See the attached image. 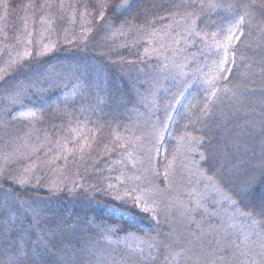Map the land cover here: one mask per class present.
I'll return each instance as SVG.
<instances>
[{"label": "snow or ice", "instance_id": "6c2138e0", "mask_svg": "<svg viewBox=\"0 0 264 264\" xmlns=\"http://www.w3.org/2000/svg\"><path fill=\"white\" fill-rule=\"evenodd\" d=\"M65 46L133 94L46 68ZM35 189L154 227L50 217ZM0 264H264V0H0Z\"/></svg>", "mask_w": 264, "mask_h": 264}, {"label": "trees", "instance_id": "16d2710c", "mask_svg": "<svg viewBox=\"0 0 264 264\" xmlns=\"http://www.w3.org/2000/svg\"><path fill=\"white\" fill-rule=\"evenodd\" d=\"M140 2L147 5L149 0H140ZM117 41H120L119 37L117 38ZM97 51L100 50L98 49ZM120 54L129 59H135V57H129L128 52L123 49H120ZM247 55L251 56L253 53L248 52ZM113 59H116V57H113ZM42 63L46 68L51 65L57 73L74 72L75 75L82 76V78L87 77L88 79L85 82H100L103 87L111 91L113 96L120 94L124 97H128L130 94H133V82L138 75L135 69L125 68L124 70H121L116 65H110L106 62L98 61L94 58L91 50L86 53L76 50L71 46L61 47L56 53L52 54L49 59L43 60ZM77 68H79L80 71H75ZM51 70L52 69L50 68L49 71ZM49 95L51 96V99L55 98L56 103H59L60 98L62 97V91L58 88H53ZM100 95L103 96V93H100ZM240 122L242 123L243 121L241 120ZM57 123L59 122L57 121ZM88 126L92 127L91 124ZM43 127L46 128L47 125H43ZM232 127L233 125L231 124L227 125L228 129H231ZM226 134V131L220 132L222 137ZM27 195L32 198L35 196L41 198L49 195V193L44 189H35L29 191ZM103 202L104 204L98 206L91 204L87 208L83 209L82 213H85V216H97L99 219L107 220L109 223L118 222L126 229V231L122 232L126 233L135 232L143 235L142 232H137L136 229L143 228L145 231H151L146 230V228L149 227L151 229L154 227V225H150L147 222L140 224L139 221L142 217L134 215V210L129 209L127 206L120 205L119 203L112 201ZM60 209L64 212L62 207L57 210ZM59 213L54 211L53 217L59 216ZM71 219L74 220L73 216H71Z\"/></svg>", "mask_w": 264, "mask_h": 264}, {"label": "rangeland", "instance_id": "374dc122", "mask_svg": "<svg viewBox=\"0 0 264 264\" xmlns=\"http://www.w3.org/2000/svg\"><path fill=\"white\" fill-rule=\"evenodd\" d=\"M17 2H20V0H17ZM98 40H99V38H98ZM50 102H56L55 98H52ZM141 111H143V109H141ZM33 198L42 207H45L46 209L50 210L48 212V215L50 217H53V212L55 211L57 213L60 212L58 214L60 217L57 216L56 218H64V217L73 216V219L75 217L76 218L79 217L81 221H83V219L85 218V213L84 214L82 213L83 209L87 208L91 204L92 205L94 204L96 206L104 204L103 201H100L101 204L99 202H96V201L89 203L86 199H84L83 196H81L79 200H75V201L69 200L66 197H64L63 195H55V196L47 195V196H43L41 198H38L35 196ZM116 203H118V202H116ZM120 205H122V204H120ZM61 207L64 209V212H62V209L57 210ZM65 212H67V213H65ZM176 226H177V228H179L180 224L177 223ZM84 227L87 228V225H84ZM146 230H151V229L148 227V228H146ZM161 231L167 232L168 227H166V226L162 227ZM151 234L155 235V233H153V232ZM126 235H127L126 232L119 233V237H121V238L126 236ZM136 235L141 236V237L143 236L142 234H139V233H136ZM112 239L115 240V239H117V237H113ZM121 247H123V244H121ZM104 250H105V252H111L113 255H115L116 253L119 252V249L116 248L115 245L109 246L107 242H104Z\"/></svg>", "mask_w": 264, "mask_h": 264}]
</instances>
